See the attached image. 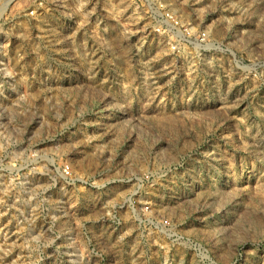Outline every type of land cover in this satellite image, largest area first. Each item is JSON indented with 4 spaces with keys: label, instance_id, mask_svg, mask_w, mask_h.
I'll list each match as a JSON object with an SVG mask.
<instances>
[{
    "label": "rangeland",
    "instance_id": "374dc122",
    "mask_svg": "<svg viewBox=\"0 0 264 264\" xmlns=\"http://www.w3.org/2000/svg\"><path fill=\"white\" fill-rule=\"evenodd\" d=\"M0 264H264V0H0Z\"/></svg>",
    "mask_w": 264,
    "mask_h": 264
},
{
    "label": "built area",
    "instance_id": "2783aa9c",
    "mask_svg": "<svg viewBox=\"0 0 264 264\" xmlns=\"http://www.w3.org/2000/svg\"><path fill=\"white\" fill-rule=\"evenodd\" d=\"M200 34H201V35H200V37H201V38H200V41L203 42V41L205 40V37H206V36H205V33H200Z\"/></svg>",
    "mask_w": 264,
    "mask_h": 264
}]
</instances>
